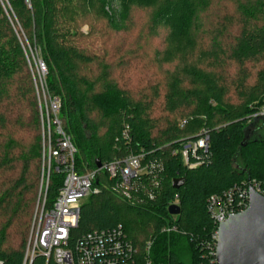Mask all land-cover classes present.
<instances>
[{"label": "trees", "instance_id": "16d2710c", "mask_svg": "<svg viewBox=\"0 0 264 264\" xmlns=\"http://www.w3.org/2000/svg\"><path fill=\"white\" fill-rule=\"evenodd\" d=\"M8 1L25 40L0 5V260L22 264L40 194L46 118L29 67L39 50L77 172L140 152L149 170L131 180L130 198L97 172L69 245L121 227L134 248L128 264H215L210 198L230 193L239 212L244 188L264 190V0H117L118 10L114 0ZM191 55L193 64L165 65ZM201 137L207 149L186 163L182 145ZM63 177L51 169L47 207ZM175 178L184 179L178 188Z\"/></svg>", "mask_w": 264, "mask_h": 264}, {"label": "built area", "instance_id": "2783aa9c", "mask_svg": "<svg viewBox=\"0 0 264 264\" xmlns=\"http://www.w3.org/2000/svg\"><path fill=\"white\" fill-rule=\"evenodd\" d=\"M30 7V0H24ZM0 5L4 13L10 19L8 10L14 16V12L8 0H0ZM19 35V34H18ZM27 48H30L27 45ZM37 72L42 77L46 74V67L41 59L38 58ZM40 75V78H41ZM43 78L40 80L42 81ZM44 83H45V79ZM42 100L44 101L45 123L42 120V133L46 138V148L42 154V172L39 182V197L34 208L29 237L22 264H30L37 255H50L54 264H128L127 251L132 247L124 240V235L120 227L93 231L77 241L73 247L69 245L70 231L77 224L80 205L85 197L91 193H97L98 188L92 186L91 175L88 173L80 174L76 170L74 156L76 147L71 138L64 133L59 119L60 99L51 97L47 89L41 88ZM264 115V111L259 113ZM54 125V130L50 126ZM52 139L54 145H52ZM207 138H199L195 142H188L184 145L183 158L188 162L187 152H195L196 149H207ZM144 153L127 156L121 160L111 161V166L91 171L95 175L104 169L108 176L114 180L116 188L123 187L128 190L131 180L137 178L148 168L143 164ZM195 166V165H189ZM51 169L60 171L64 174L62 185L58 190L53 203L47 207L45 205L49 177ZM46 171V173H45ZM149 171V170H148ZM249 186L264 196L259 184L252 181ZM128 195V193L125 192ZM246 199V204H242L240 211H243L248 204V189L244 188L241 197ZM210 209L216 224V229L211 235L209 246L215 251L217 241V227L220 222L225 221L229 215L237 213L234 211L232 197L230 193L224 194L223 198H210ZM239 211V212H240ZM170 231V230H168ZM129 246V247H127ZM214 256V253H213ZM0 264H4L0 260Z\"/></svg>", "mask_w": 264, "mask_h": 264}, {"label": "water", "instance_id": "95a60500", "mask_svg": "<svg viewBox=\"0 0 264 264\" xmlns=\"http://www.w3.org/2000/svg\"><path fill=\"white\" fill-rule=\"evenodd\" d=\"M95 163L100 167L99 160ZM183 181L175 178L173 187ZM168 212L177 215L180 207L172 204ZM214 259L215 264H264V196L253 187H248L247 207L219 223Z\"/></svg>", "mask_w": 264, "mask_h": 264}, {"label": "rangeland", "instance_id": "374dc122", "mask_svg": "<svg viewBox=\"0 0 264 264\" xmlns=\"http://www.w3.org/2000/svg\"><path fill=\"white\" fill-rule=\"evenodd\" d=\"M225 2H226V0H224ZM227 2L229 3L230 1H228L227 0ZM226 2V3H227ZM112 7L115 9V10H118L119 9V6H118V3H117V0H114L113 1V5H112ZM234 9V8H233ZM8 13H9V16H10V19H11V21H12V23L14 24V26H16V30L18 29V31H17V33L19 34V37L20 38H22L23 40H25V38H24V35L22 34L23 32H22V30H21V28H20V25H19V23H18V21H17V18H16V16H15V14H14V16H12V14L10 13V11L8 10L7 11ZM145 16H142V17H140L139 19H138V21H140V22H143V21H145V18H144ZM87 29V26L85 25V26H83V30L85 31ZM161 29V32H162V34L163 35H165L164 34V32H166V30H164L163 28H160ZM96 43V45H95V48H98L99 46H100V44H98V43H100V41H96L95 42ZM28 49V48H27ZM29 57H30V55H29ZM32 57V56H31ZM38 58L39 59H42L41 58V54H40V51L38 50L37 51V53H34L33 54V57L31 58L32 59V62H30V65H29V67H30V70H31V72L33 73V78H34V83H35V87H36V89H37V91H38V95L40 94L39 93V90H41V88H46V85H45V83H44V80L43 79H47V74H45L43 77H42V75L39 73V72H37V61H38ZM176 59H178L177 57H174L172 60H169V61H166V63H165V65H166V67L169 69V67H184V65L185 64H188V65H190V64H193V60L195 59V56L193 55H191V56H188V58H186V60L187 61H185V62H181V61H175L174 62V60H176ZM178 62V63H177ZM177 64L179 65V66H177ZM171 71V70H170ZM46 72H47V70H46ZM45 72V73H46ZM205 72L207 73V74H209V77H215L216 78V80L218 81V82H220V80H218V79H220V78H223L222 76H220V74H218L215 70H205ZM40 75H41V78H43L42 79V81L40 80L41 78H40ZM218 77V78H217ZM39 89V90H38ZM42 94V93H41ZM39 105L41 106V105H43L44 106V101L42 100V98L40 99L39 98ZM264 133V132H263ZM263 136H264V134H263ZM45 173H46V171H45ZM41 178V177H40ZM28 237H29V234H28ZM28 239V238H27ZM180 256H182L183 258L185 257V258H187L188 256H187V253H188V251H187V249H185L184 247H180V248H178L177 249V251H176Z\"/></svg>", "mask_w": 264, "mask_h": 264}, {"label": "bare ground", "instance_id": "6f19581e", "mask_svg": "<svg viewBox=\"0 0 264 264\" xmlns=\"http://www.w3.org/2000/svg\"><path fill=\"white\" fill-rule=\"evenodd\" d=\"M50 130L51 131H53L54 130V125H52L51 124V126H50ZM63 130V129H62ZM64 131V130H63ZM64 133H66L65 131H64ZM67 134V133H66ZM68 135V134H67ZM69 137H70V135H68ZM71 138V137H70ZM72 140V139H71ZM73 143V142H72ZM74 145V144H73ZM46 148V143H45V145H44V147H43V150ZM183 150H184V145H182V147H181V149H180V152L182 151V153H183ZM190 152V154L191 153H193V152H191V151H189ZM189 152H187V158H188V155H189ZM130 155H134V154H127L125 157H123L122 159H124V158H126L127 156H130ZM115 160H121V159H115ZM115 160H113V161H115ZM111 163L112 162H109V163H107V164H105V165H100V167H97L96 166V164H95V169H93V170H91V171H95V170H98V169H100V168H102V166H104L106 169H108L110 166H111ZM194 165L195 164H197L196 162H194L193 163ZM102 170H104V169H102ZM91 171H85V172H83V173H80V174H85V173H88L89 172V175H91V177H92V179H94L93 180V182H92V186L93 187H95V188H97L95 185H94V181H95V178H96V175L93 173V172H91ZM101 171V170H100ZM105 171V170H104ZM99 172V171H98ZM106 172V171H105ZM97 174V173H96ZM107 176H108V174H107ZM109 177V176H108ZM109 179H111L110 177H109ZM174 180V179H173ZM155 184H156V182H155ZM172 186H173V181H172ZM115 187H116V185H115ZM118 188H121L122 189V191H121V193H122V195L123 196H125V198H130V193H129V191L128 190H125L122 186L121 187H118ZM175 188V187H174ZM98 192V191H97ZM125 192L126 193H128V195L127 194H125ZM259 193V192H258ZM248 205V204H247ZM235 214V213H234ZM78 218H79V213H78ZM77 223H78V220H77ZM77 225V224H76ZM76 227V226H75ZM121 228V227H120ZM71 229H73V228H71ZM106 229H110V228H106ZM175 229V227H169V226H165V227H163L162 228V231H165V232H168V230H174ZM122 230V233H123V229H121ZM29 232H30V230H29ZM71 232V231H70ZM124 235V234H123ZM124 238H125V236H124ZM150 245H151V243L150 242H148L147 244H146V246H145V252H146V254L148 255V252H149V249H150ZM26 250V249H25ZM132 250L134 251V248L132 247ZM37 256H40V257H42L43 258V263L42 264H54V262H53V259H52V257L50 256V255H37ZM32 261H33V259H32ZM32 261H31V263L30 264H32Z\"/></svg>", "mask_w": 264, "mask_h": 264}]
</instances>
